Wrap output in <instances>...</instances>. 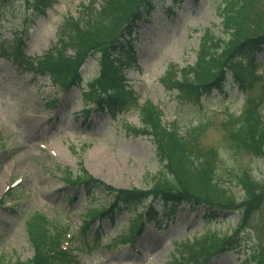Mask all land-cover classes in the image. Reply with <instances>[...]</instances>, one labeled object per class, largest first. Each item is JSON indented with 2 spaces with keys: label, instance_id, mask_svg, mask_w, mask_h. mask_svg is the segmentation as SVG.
<instances>
[{
  "label": "rangeland",
  "instance_id": "rangeland-1",
  "mask_svg": "<svg viewBox=\"0 0 264 264\" xmlns=\"http://www.w3.org/2000/svg\"><path fill=\"white\" fill-rule=\"evenodd\" d=\"M122 1L118 9L126 20L131 14L127 8L134 0ZM174 1L172 12L167 10L172 1L166 0L157 3L146 21H139L136 35H132V50H125L126 59L131 53H136L137 58L126 79L139 95V104L148 99L162 108L165 123L190 134L201 123L203 131L188 145V154L197 162L217 168L221 183L235 198L233 204H239L244 198L236 185L238 170L249 171L257 181L264 180V158L253 157L235 146L229 129L223 127L226 109L237 115L246 94L234 83L226 82L221 90L190 100L178 97L176 91H165L159 79L169 63L179 67L194 63L203 31L210 28L217 34L220 30L219 13L225 0ZM100 6L101 0H12L4 5L0 2V196L15 184L11 191L14 201L6 199L0 208V255L9 260L32 257L25 223L33 214L67 231L68 236L63 239L76 255L77 262L73 264H169L173 256L181 255V243L190 244L206 232L229 235L239 222L240 216L234 209L224 210L215 220L206 219L204 205L220 208L224 201L215 198V189L207 185L209 182L204 183L209 168L189 164L193 169L190 172L184 166L186 158L181 156L172 162L178 174L186 175H178V181L198 195L196 198L204 205L195 211H179L173 222H164L160 229L149 223L133 245L112 243L114 236L127 230L130 212L117 213L113 223L108 218L95 221L93 229L100 231L99 238L83 232L86 210L109 207V195L100 187L91 194L82 186L76 190L67 184L65 168L73 176L85 170L113 188L145 189L160 180L158 172L166 165V161L162 163L156 158L155 146L148 137L132 134L133 127H139L138 109L131 107L114 118L93 107L88 114L83 113L80 88L97 77V53L89 56L80 69V88L63 91L53 86L47 76L32 71L31 65L35 66L36 59L46 53L57 58L72 22L80 29L86 28V35L82 36L86 43L127 39L128 35L120 36L125 23L118 24L114 32L119 19L113 12L105 13L108 20L101 18L105 26L87 23L99 19ZM237 10V25L241 29L253 25V29L259 27L256 30L264 31V0H242ZM87 24L97 29L89 31L91 26ZM113 26V32L104 31ZM19 45L21 57L15 59L13 51ZM64 56H73V51L66 49ZM255 61L260 65L258 74L264 54H257ZM263 89L264 79L255 82L247 92L262 97V116ZM166 177L170 178L168 172ZM74 191L75 199L65 198ZM262 198L250 217L248 230L240 234L239 244L243 248L219 252L207 264H255L253 255L264 264V193Z\"/></svg>",
  "mask_w": 264,
  "mask_h": 264
},
{
  "label": "trees",
  "instance_id": "trees-1",
  "mask_svg": "<svg viewBox=\"0 0 264 264\" xmlns=\"http://www.w3.org/2000/svg\"><path fill=\"white\" fill-rule=\"evenodd\" d=\"M0 1L10 2L11 0ZM164 1L134 0L127 8V11L131 12L130 17L125 20L122 19L124 15H121L118 9V6L124 1L101 0L98 11L99 19L97 21L89 20L87 23L105 26L101 18L107 19L105 13L113 12L119 19V22L114 24L117 29L115 28L114 31L115 26L106 27L104 31L108 33L116 32L119 27L117 25L123 22L125 25L120 32V36H130L137 30L136 22L145 19L142 13L149 16L157 3H163ZM241 3L242 0H225L219 13L221 21L219 32L213 34L210 28L206 29L200 39L194 63L184 67L170 64L160 81L168 92L176 91L178 97L190 98V100H198L201 96H207L215 90H221L226 82L234 83L246 96L244 104L237 115L226 109L227 112L224 115L226 121L223 127L229 129L231 142L235 146L253 157L264 158V116L260 113L262 97L247 94L255 82L264 79V64L261 72L257 74L256 70L259 69L260 65L255 61L257 54H264V31L256 30L259 27L253 29V25L242 29L237 25L240 22L238 20L240 14L237 9ZM89 25L87 24V26ZM70 27L65 32L64 48L57 52V58L55 59L51 52L46 53L38 59L36 71L41 75L48 76L51 84L60 89L79 86L82 82L79 73L81 65L88 56L97 53L98 76L88 84V88L83 92L85 100L83 104L85 106L94 104L100 112L111 115L123 113L131 107H135L137 97L131 89H128L125 82V71L131 67L130 62L135 61L133 53H131L129 59L125 58V50L128 48L131 50L132 40L122 43L121 40L112 42L107 39L90 44L82 40L86 28L80 29L73 22ZM95 29L97 27L91 26L89 31ZM225 37L227 38L225 39ZM110 38L112 37L110 36ZM20 47V45L17 46L15 51L20 50ZM66 49L73 51V56H64ZM140 121L141 127L134 130V133L151 138L155 145L157 158L160 162L166 161L167 163L163 165V170L158 172L160 177L164 178L156 180L147 189H115L92 178L84 170L74 178H69V183L77 188L82 186L87 194L93 193L95 188L100 187L110 197V210L102 207L89 210L87 221L83 227L85 231L90 229V223L92 224L98 218L101 219L107 215L112 217L114 212L134 210L135 206L140 205L142 206L141 211L134 213V216L128 222L127 235L123 239L122 236L119 237L122 242L128 241L131 243L137 236L138 230L142 228L140 221L143 215L145 217L147 215V219H156V223H159L160 219H171L181 209L188 208L190 211H195L199 206L205 204L196 198L198 195L182 187L178 181L179 176L186 175L178 174L179 170L172 162L175 158L184 156L188 162H184V166L190 172H193L192 167L209 168L204 183L209 182L207 185L215 189L213 192L215 198L224 201L220 208L207 205L205 207L206 219L209 221L215 220L223 214L224 210L234 209L240 216V223L239 226H236L238 229L235 227L231 230L230 235L219 236L217 233L206 232L204 237H201L193 245L186 247L181 259L174 258L171 264H204L215 253L231 249L239 241V235L248 230L251 224L250 217L263 199L264 180L257 181L249 171L241 173L242 171L238 170L235 174L236 185L242 191L244 201L233 204L235 198L231 191L221 183V174H219L218 169L210 163L206 165L197 162L188 154V145H192L198 134L203 131V129L200 130L201 123L196 125L193 134H190L189 131H181L174 124H165L157 108L148 103L141 106ZM215 155L216 153L214 159ZM167 172L170 176L168 179L166 177ZM68 175L70 176V173ZM67 198L72 199L74 196L68 195ZM233 205L234 208L231 207ZM143 221H145V218H143ZM49 224L40 215L31 217L27 221V233L34 248V256L25 261L17 259L11 261L2 256L0 257V264H68L71 262L65 253L54 251L58 247V239L63 230L58 231L55 228L53 236H50L47 228ZM245 226L246 228H244ZM96 235H98L97 232ZM254 258L257 264H262L259 256L255 257L254 255Z\"/></svg>",
  "mask_w": 264,
  "mask_h": 264
},
{
  "label": "bare ground",
  "instance_id": "bare-ground-1",
  "mask_svg": "<svg viewBox=\"0 0 264 264\" xmlns=\"http://www.w3.org/2000/svg\"><path fill=\"white\" fill-rule=\"evenodd\" d=\"M141 223H143L144 221H143V217L141 218V221H140Z\"/></svg>",
  "mask_w": 264,
  "mask_h": 264
}]
</instances>
